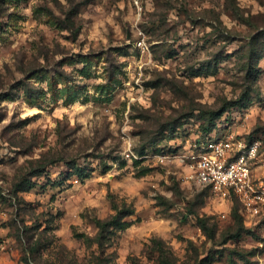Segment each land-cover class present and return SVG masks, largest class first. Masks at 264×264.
<instances>
[{
    "label": "rangeland",
    "instance_id": "obj_1",
    "mask_svg": "<svg viewBox=\"0 0 264 264\" xmlns=\"http://www.w3.org/2000/svg\"><path fill=\"white\" fill-rule=\"evenodd\" d=\"M262 31L264 0H0V264H264V213L190 159L252 135L264 180ZM113 202L135 213L100 252Z\"/></svg>",
    "mask_w": 264,
    "mask_h": 264
},
{
    "label": "built area",
    "instance_id": "obj_2",
    "mask_svg": "<svg viewBox=\"0 0 264 264\" xmlns=\"http://www.w3.org/2000/svg\"><path fill=\"white\" fill-rule=\"evenodd\" d=\"M217 138L199 139L195 143L190 156L194 168L192 178L199 185L224 195L233 193L247 213L261 216L264 180L255 179L253 170L262 164L259 160L262 141L233 134Z\"/></svg>",
    "mask_w": 264,
    "mask_h": 264
},
{
    "label": "trees",
    "instance_id": "obj_3",
    "mask_svg": "<svg viewBox=\"0 0 264 264\" xmlns=\"http://www.w3.org/2000/svg\"><path fill=\"white\" fill-rule=\"evenodd\" d=\"M263 37H264V31L258 33L257 35H254L251 38L250 46L252 48L248 56V60L250 63L252 60H254V53L257 55V53L259 54L260 52H264V45L261 48L262 49L261 51L258 46L259 40L263 39ZM225 111L226 109L223 108L220 112H208L207 113L209 117L206 121L207 124L204 127L205 134H207L211 130V128H213L216 125V119L220 118ZM253 139L255 138L252 137V135H250L249 140H253ZM63 160L65 159L60 158L57 161H63ZM53 162L55 161H52L51 163ZM69 167H70V172L68 176H77L79 179L90 177L89 174H86L85 169L75 164L73 159H70ZM43 168L45 167L44 166L41 167V170ZM37 172H40L39 169ZM32 188H33L32 183H30L29 180H26L25 177L20 178L18 182H16V184L14 185V190L19 193L24 192V191H29ZM112 208L115 211V214L110 216L108 219H99V218L94 219V222L97 226L98 231H97L95 238L91 240H93V243H96L98 245L100 252H104L105 244L107 240L110 238L109 236H111L115 231H118L121 228H126V226H128V223L124 221L125 218L135 213V210L133 208L127 205H124V207L121 208L115 202H113ZM200 226L204 231L209 230L208 225L204 220H200ZM236 236H240L239 233H237ZM96 258L97 259H96L95 264H107V261L105 259H102L101 257H96Z\"/></svg>",
    "mask_w": 264,
    "mask_h": 264
}]
</instances>
